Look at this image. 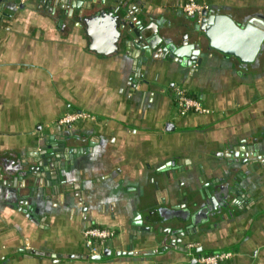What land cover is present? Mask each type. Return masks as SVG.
Masks as SVG:
<instances>
[{
  "label": "crops",
  "instance_id": "obj_1",
  "mask_svg": "<svg viewBox=\"0 0 264 264\" xmlns=\"http://www.w3.org/2000/svg\"><path fill=\"white\" fill-rule=\"evenodd\" d=\"M93 1L0 12V264H196L218 252L264 264V44L243 65L199 34L198 66L143 61L125 12L150 40L197 44L188 0ZM194 1L239 26L264 21V0ZM175 88L210 114L180 116ZM72 112L94 120L57 125ZM91 226L115 232L98 261Z\"/></svg>",
  "mask_w": 264,
  "mask_h": 264
},
{
  "label": "water",
  "instance_id": "obj_2",
  "mask_svg": "<svg viewBox=\"0 0 264 264\" xmlns=\"http://www.w3.org/2000/svg\"><path fill=\"white\" fill-rule=\"evenodd\" d=\"M12 2L13 0H0V12H2L6 6L8 7ZM67 2V0H54V4L56 6L66 9L68 12L73 10H89L94 1L70 0L69 5H67ZM118 9L124 10V8ZM125 14V21L128 20L127 28L129 29V31H126V34L129 37L133 36L140 38V42L136 44V49L139 51V54L142 53L141 59L143 61L148 60L150 57H153L154 59H161L162 56H165L185 66H198L200 65V60L197 59L200 54L199 34H202L206 39L208 43V50L216 51L221 55L233 57L243 65L252 64L259 56L264 44V21L261 17H252L246 20L243 26H239L228 16L209 15L208 12L204 10L200 15V20L196 27L197 44H188L185 40L180 46H176L173 42L165 41L157 36L155 40H150L143 33L140 34V32L136 30V28H138L141 24L140 21H137L136 17L129 11H126ZM39 156L43 158L44 154H39ZM38 165L45 168L47 163L45 161H39ZM48 167L51 174L48 173L46 178H48L49 181L52 180L54 185H57V182H59L58 180L63 181V177H59L58 170L56 172H52L53 170L50 163H48ZM55 167L57 169V166ZM63 168L64 164L62 167L60 166V169ZM43 170L44 169L42 168L38 169L39 172ZM34 175L37 178L42 177L41 173H35ZM213 211H216L214 206L212 209H206L200 214L197 213L196 215H193L192 221H194V223L197 222L198 217H200L201 214H204L205 219H207L209 217V213H212ZM179 215L180 214L176 215V219L179 221H185L186 223L191 220V215L188 212L184 214V218ZM138 218L139 217L136 214V219L138 220ZM89 260L98 261L100 260V255L89 257Z\"/></svg>",
  "mask_w": 264,
  "mask_h": 264
},
{
  "label": "built area",
  "instance_id": "obj_3",
  "mask_svg": "<svg viewBox=\"0 0 264 264\" xmlns=\"http://www.w3.org/2000/svg\"><path fill=\"white\" fill-rule=\"evenodd\" d=\"M22 2L24 0H21ZM207 8L195 2L194 0H188L183 6L182 12L186 17L189 18H200L202 11ZM173 94L175 97L176 107L180 116H185L186 114H199L208 115L210 111L205 109L202 104L187 95L186 91L181 88L173 89ZM83 120H94L93 117L82 112H72L67 113L57 121L58 126H70L78 121ZM115 232L110 229H102L96 226H91L86 229L83 233V238L86 247L89 251V256L99 255L103 246L112 238H114ZM191 248L192 245L187 246ZM233 254L228 252H218L207 256H198L193 258L196 264H224L225 262L231 260Z\"/></svg>",
  "mask_w": 264,
  "mask_h": 264
},
{
  "label": "flooded vegetation",
  "instance_id": "obj_4",
  "mask_svg": "<svg viewBox=\"0 0 264 264\" xmlns=\"http://www.w3.org/2000/svg\"><path fill=\"white\" fill-rule=\"evenodd\" d=\"M71 126V125H70ZM65 127V126H64ZM115 237V236H114ZM113 239V238H112ZM112 239H110L109 241H111ZM86 245V244H85ZM99 256V255H98Z\"/></svg>",
  "mask_w": 264,
  "mask_h": 264
}]
</instances>
